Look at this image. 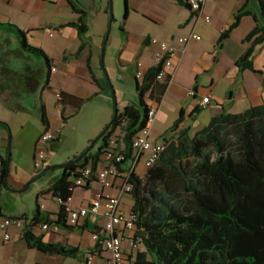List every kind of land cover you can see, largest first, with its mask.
<instances>
[{
  "label": "trees",
  "instance_id": "16d2710c",
  "mask_svg": "<svg viewBox=\"0 0 264 264\" xmlns=\"http://www.w3.org/2000/svg\"><path fill=\"white\" fill-rule=\"evenodd\" d=\"M176 1L191 10L188 0ZM259 3L264 19V0ZM125 5L126 20L128 0ZM247 15L255 16L245 5L236 16L235 24L222 35L219 47ZM68 26L80 34L79 56L87 47L85 38L89 26L83 18ZM0 33L17 43L14 46L9 40L0 42V99L13 112H27V100L40 96L48 87L54 61L43 49L31 46L27 33L18 26L0 24ZM260 33H264V28L258 25L247 42ZM263 44L264 38H257L253 47L240 58L237 66L241 73L258 72L254 56ZM15 60H21V69L13 67ZM160 71V67H155L143 81L137 79L138 103L119 112L99 141L96 154H92L93 148L80 162H76L80 156L75 157L63 168L64 174L52 182L49 193L59 202L60 211L52 221V214L42 212L39 207L33 226L24 228V240L29 248L51 256L76 258L80 255L79 248L46 243L33 229L42 224H56L73 230L74 227L68 226V206L77 189L91 190L92 184L97 182V172L108 150L126 155V161L118 165L121 171H124L122 166L133 164L134 141L149 121L151 106L147 100L160 102L171 80L168 77L159 82ZM59 99L64 124L77 117L91 101L67 93H61ZM40 101L38 109L46 134L50 131V119L42 98ZM68 108H73L75 113L68 115ZM182 121L183 118L164 138L166 149L146 176L131 173L132 212L137 217L135 240L145 248L132 264H264V105L240 114L224 113L194 136L189 130L177 132ZM0 126L9 129L1 121ZM119 129L122 135L118 138L124 142L125 149L111 146ZM7 159L8 153L0 174V193L11 189ZM86 169L92 170L91 179L85 186H79L77 181ZM96 233L102 236L101 231Z\"/></svg>",
  "mask_w": 264,
  "mask_h": 264
},
{
  "label": "crops",
  "instance_id": "0c3cea01",
  "mask_svg": "<svg viewBox=\"0 0 264 264\" xmlns=\"http://www.w3.org/2000/svg\"><path fill=\"white\" fill-rule=\"evenodd\" d=\"M98 1L86 3L84 0H0V24L11 23L21 28L27 33L29 44L43 49L54 61L49 85L41 93L40 98L47 107L50 131L54 130V133L59 134V143L63 139V129L67 125L62 121L59 95L67 93L84 100H102L105 107V116L100 120L102 129L108 125L113 113L115 114L112 99L116 98L120 113L128 105L138 103L137 73L142 71L146 75L157 67L158 48L151 44L153 39L178 42L181 37H187L193 32L202 37L201 41L191 42L186 51L180 49L162 100L160 102L147 100L151 108L158 111V117L151 130L153 142L162 143L181 118L183 121L177 132L189 130L194 136L207 127L214 118L224 113L240 114L252 107L264 105V44L255 51L254 66L258 72L246 70L241 73L237 66L240 58L253 47L254 41L257 38H264V33H260L254 40L247 42L258 25L264 28L259 0H206L204 14L211 17V23L204 19H196L193 11L180 5L176 0H128L129 14L126 20L124 18L121 29L123 44L115 57L119 62L117 80L128 87L132 84L136 88L132 98L116 89L114 93L110 90L103 76L105 67L101 65L99 70V54L94 43L88 40L89 16L94 13L104 16L107 14L106 0H100L99 10ZM245 5L256 17L244 16L223 46L219 47L222 35L235 24L236 16ZM82 18L89 26V33L85 38L86 49L77 56L82 47V40L78 30L68 25L77 23ZM6 37L7 34L0 33V42ZM13 45L16 46L17 43ZM55 48L61 50V56L58 58L50 52ZM108 70L111 74L109 66ZM191 91H195L196 96L190 97ZM48 92L54 93L57 97L58 103L52 109L59 116L51 114L46 98ZM208 95L213 96L212 102L203 108L201 101ZM74 113L73 108H68V115ZM2 128L0 126V132L3 133ZM117 134L118 131L112 138L115 142L112 146L125 149L124 142L118 138L122 134ZM39 142L36 144L37 149ZM52 143L53 146L57 145ZM3 147L0 142V154L5 157ZM62 164L65 162L56 158L51 160L49 167ZM131 168L132 162L122 166L125 172H129ZM147 171L143 159L136 169V174L142 177ZM120 183L121 180H118L116 187L107 190V193L118 197ZM91 190H94L95 198L97 192L101 190L98 181L92 184ZM91 202L72 206L80 208L88 206ZM133 206L132 195L123 197L120 213L131 214ZM0 211L2 217L14 219L20 217L5 214L1 193ZM56 219L53 218L52 221ZM103 219L101 216L91 215L73 230L56 224H51L52 228L49 231H44L42 226L33 229L34 234L43 237L46 243L79 248L81 253L76 258L51 256L29 248L24 240V223L22 227H12L10 242L5 241V233L0 229V264H86V258L95 246L93 234L101 231L103 238L107 236L103 230L106 219ZM68 226L70 227L69 224ZM118 234L124 237L125 254L134 262L145 248L141 250L142 244L136 248L132 247L130 238L135 233H127L120 228ZM127 243H130L129 247L126 246ZM96 253L102 259L100 257L103 255L102 248H97Z\"/></svg>",
  "mask_w": 264,
  "mask_h": 264
},
{
  "label": "rangeland",
  "instance_id": "374dc122",
  "mask_svg": "<svg viewBox=\"0 0 264 264\" xmlns=\"http://www.w3.org/2000/svg\"><path fill=\"white\" fill-rule=\"evenodd\" d=\"M84 1L86 3H92V0ZM110 1L111 0H106L107 14L105 16L99 13H94L89 16L90 33L88 35V40L94 43L95 50L97 54H99V70L101 65L105 67L103 76L106 78L110 90L114 93L116 89L119 92L126 93L127 97L132 98L136 88L132 84L128 87L117 80L119 62L115 57L118 54V49L123 44L121 29L126 12L125 0H113L114 22L103 59V48L110 24ZM99 9L100 0L98 1V10ZM102 19H104L103 22ZM6 40L12 41V43L15 42L14 39L9 37L3 39V41ZM50 52L55 57L57 56V58L61 56V50L57 48L51 49ZM21 66V60H15L13 62V67L15 69L19 70ZM108 66L111 68V74L109 73ZM46 98L53 116L55 113L52 108L58 103L57 97L54 93L48 92L46 93ZM138 101L139 98L137 99V102ZM116 102L117 101L113 99L111 100L113 107L114 105L116 106ZM40 103V96L31 97L27 100L29 112L17 113L7 109L0 99V121L7 124L10 129L9 131L7 128H2L4 132H0V142L4 146V156H7L9 143L12 139V164L8 180L11 189L2 190L1 203L5 214L20 216L19 218H22L21 220L25 225V229L33 226L39 207L42 212L51 213L52 218H57L61 206L59 202L53 198L52 194L49 193V188L54 180L64 174V171L61 168L51 170L30 185L32 180L39 172L49 167V163L52 159L57 158L68 163L73 161L75 157L81 156L90 145L98 139L114 118L113 113L108 125L100 129V120L105 116V107L102 100H92L83 108L81 113L77 117L71 119L63 129V139L60 143H57L56 146H53V143H48L46 146L39 145L37 150L36 144L42 138L44 130L41 113L37 108V106H40ZM55 116L59 115L55 114ZM58 128L60 129L61 127ZM118 134L121 135L120 129L118 130ZM99 146L100 144L96 145L92 154H96ZM40 153H45L47 160L44 163V167L37 170L35 157L39 156ZM145 176L146 174H142L143 178ZM28 185H30V187L25 190ZM94 195V190L86 191L79 188L75 191L71 204L80 205L89 203L93 201ZM126 246L129 247L130 243H127ZM140 247L141 250L144 249L142 245H140Z\"/></svg>",
  "mask_w": 264,
  "mask_h": 264
},
{
  "label": "built area",
  "instance_id": "2783aa9c",
  "mask_svg": "<svg viewBox=\"0 0 264 264\" xmlns=\"http://www.w3.org/2000/svg\"><path fill=\"white\" fill-rule=\"evenodd\" d=\"M57 1V0H54ZM191 10L197 15L196 19H204L207 23H211V17L204 14V8L206 0H188ZM52 34V32H51ZM202 37L193 32L187 37H181L178 42H164L153 39L151 44L158 48L156 53L157 67H160L161 71L157 77L159 82H164L171 75L172 70L175 68L176 61L179 56L180 49L186 51L187 47L191 42L201 41ZM144 73L139 71L137 73V79L140 81L144 80ZM195 91H191L189 96H196ZM60 97V95H59ZM212 95L204 97L201 101V107L205 108L212 102ZM158 117V111L155 108H151L149 112V121L147 127L140 133V135L134 141L135 160L132 164L131 172L121 171L120 166L126 161V155L115 150H108L104 157V162L99 168L96 178L98 183L101 185L94 198V200L88 205L80 208H74L72 201L68 206V224L71 227H78L81 223L89 218L91 215L101 216L106 219L104 232L107 234L106 237H102L99 233L93 234V240L95 246L91 250V254L86 258V264H132L133 262L128 258L124 252L123 242L124 237L118 234L120 228L127 233H135L137 217L132 212L129 215L120 213L121 201L123 197L131 195L133 187L130 184V176L141 162L145 159V166L147 169L152 168L160 158V155L165 151L166 145L164 142L155 143L151 139L152 126L156 122ZM59 138V134L54 132H47L40 140V145L46 146L52 141H56ZM114 141L112 144L114 145ZM112 148H114L112 146ZM5 157L0 154V174L3 169V159ZM47 160L45 153H40L36 157L35 165L37 170L44 167V163ZM92 170L86 169L82 171L80 179L77 181V185L85 186L87 181L91 179ZM118 180L121 183L118 187L119 196L114 197L107 193V190L114 189ZM22 220L14 218L2 217L0 211V229L5 233V241H12L11 229L13 226L22 227ZM50 224H43L42 229L44 231L51 230ZM132 247L136 248L141 243L135 240V234L130 238ZM97 248H102L103 255L99 258L96 253Z\"/></svg>",
  "mask_w": 264,
  "mask_h": 264
},
{
  "label": "water",
  "instance_id": "95a60500",
  "mask_svg": "<svg viewBox=\"0 0 264 264\" xmlns=\"http://www.w3.org/2000/svg\"><path fill=\"white\" fill-rule=\"evenodd\" d=\"M110 24H109V29H108V32H107V35H106V40H105V44H104V48H103V59H104V56H105V51H106V47H107V42L109 40V36H110V33H111V29H112V24L114 22V15H113V0L110 1ZM115 95V94H114ZM115 101L116 98H115ZM119 116V109H118V104L116 102V106H115V114H114V118H113V121L106 127V129L102 132V134L98 137V139L96 141H94L90 147L76 160V162H80L81 160H83L88 154L89 152L96 147V145L99 143V141L101 140V138L103 137V135L107 132V130H109V128L111 127V125L114 123L115 119H117V117ZM71 162H68V163H65V164H62V165H52L48 168H46L42 173L38 174L33 180L32 182L30 183V185L32 183H35L38 179H40L43 175H45L46 173H48L49 171L51 170H55L57 168H65L68 164H70ZM11 164H12V139L10 140V143H9V147H8V159H7V171L8 173L10 174V170H11ZM30 185H28L26 187L25 190H27Z\"/></svg>",
  "mask_w": 264,
  "mask_h": 264
}]
</instances>
